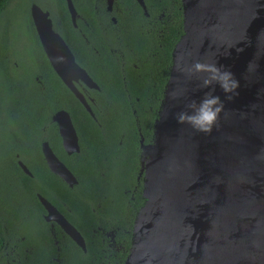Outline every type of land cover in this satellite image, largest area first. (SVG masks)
I'll list each match as a JSON object with an SVG mask.
<instances>
[{
    "label": "water",
    "instance_id": "water-1",
    "mask_svg": "<svg viewBox=\"0 0 264 264\" xmlns=\"http://www.w3.org/2000/svg\"><path fill=\"white\" fill-rule=\"evenodd\" d=\"M136 2L143 7L142 0ZM181 7L183 35L171 53L153 139L148 145L139 139L144 204L123 264H264V0H181ZM29 16L51 69L90 113L73 83L96 86L52 31L47 13L31 6ZM198 60L223 65L240 82L231 100L214 85L224 111L211 134L174 118L210 91L200 87L201 74L189 77L179 70ZM52 120L64 151L77 153L69 115L60 110ZM41 152L52 174L68 187L76 184L46 144ZM17 165L31 176L20 161ZM38 200L45 221H53L84 252L76 229L44 198Z\"/></svg>",
    "mask_w": 264,
    "mask_h": 264
},
{
    "label": "trees",
    "instance_id": "trees-1",
    "mask_svg": "<svg viewBox=\"0 0 264 264\" xmlns=\"http://www.w3.org/2000/svg\"><path fill=\"white\" fill-rule=\"evenodd\" d=\"M13 1L0 0V52L3 55L7 54L6 33L9 28L6 25L8 21L3 19ZM143 2L149 13L162 14L161 20H157L152 28L154 37L147 39L144 33L138 32L147 26L144 24L146 19L138 16L136 3L122 0L132 14V24L121 48L124 52L122 67L109 51L110 40L101 37L99 56L89 58L80 47L77 48L74 38L70 43L65 34L62 35L74 53L75 60L99 85L101 100L129 99L132 102L131 106L127 103L102 104L98 112L91 108L95 117H98L99 126L61 84L37 45V57L43 63L53 88L61 89L65 94V103L61 108L68 113L78 136L80 150L72 154L73 161L67 164L76 184L72 187L63 184L47 171L41 161L33 165V155L28 146L30 120L26 121L28 124L23 131L12 129L2 133L0 212L3 220L0 219V264H4L5 260L9 264L124 263L130 249L133 221L144 204L138 190L131 191L139 139L142 138L144 145L153 139V122L163 98L171 53L183 35L181 0ZM60 17L66 26L68 22L64 7ZM158 30H161L159 37ZM1 83L2 114L8 120L14 118L18 124L21 121L18 105L23 103L29 115V101L23 97L16 83ZM11 137L17 141L9 143ZM14 154L31 176L24 174L16 165ZM49 183L65 204L66 208L61 213L82 237L84 252L56 225L35 221L36 214L42 209L38 205L35 214L34 192L47 197L46 185ZM3 221L5 228L2 226ZM91 229L96 231L92 232Z\"/></svg>",
    "mask_w": 264,
    "mask_h": 264
},
{
    "label": "flooded vegetation",
    "instance_id": "flooded-vegetation-1",
    "mask_svg": "<svg viewBox=\"0 0 264 264\" xmlns=\"http://www.w3.org/2000/svg\"><path fill=\"white\" fill-rule=\"evenodd\" d=\"M133 1L136 3L138 7V10H139L138 16H142L143 18H145L146 22L144 24L147 26V28L149 27L148 29L146 28L143 31L139 30L138 32L144 33L147 39H152L154 37L152 28L155 25L157 20L158 21L161 20L162 14L154 15L153 13H149L143 0H142L143 7H141L136 2V0H133ZM41 2L42 3L39 4L33 1L30 4L29 8L31 6H37L42 12L47 13L48 19L50 20V23H51L52 31L57 33L61 37V39L66 44L69 51L71 52L75 63L82 70L85 71L87 76L91 79V81L96 86V88H88L81 81H77L73 83L74 87L82 95L91 114L88 113L78 101L77 102L80 104L83 110L88 114L90 119L97 126H99L98 117H95L91 108L96 109V111L98 112V107L102 104L127 103L129 106H131L132 102L129 99L113 100V101L112 100H101L99 85L95 82V80L89 74V72H87V70L75 60L74 53L72 52L71 48L68 46V43L62 37V35L65 34V36L68 38L67 41L70 43L72 41V38H74L77 41V48L80 47L84 55L89 56V58L99 56L98 49L101 48L100 46L101 37H103L105 40H108V41L110 40L111 45L109 46V51L111 52L112 56L115 57L114 59L118 62L119 66L122 67L123 61H124V52L121 48H122L123 42L125 41V36H127V34L129 33V26L132 24V18H131L132 14L130 13L131 10H129V7L124 6L122 3V0H69L72 6V9L74 10V16H73V19H71V16L67 8L66 0H41ZM62 7H64L66 14H67L68 24L66 26L63 25V23L61 22L62 20L60 17V12H62ZM6 25H7V28L8 26H10L9 24H6ZM33 31H34V28H33ZM159 36H161V30L157 31V37ZM36 40H37V37H36ZM37 43L39 45L38 40H37ZM43 56H44V53H43ZM45 60L48 63L46 58ZM33 62L34 63L32 65L30 64V66L24 67L18 54L10 56L9 54L3 55L0 52V68H1L0 87L2 85L1 82L3 81L5 83H8L9 81L14 82L16 83V86L19 88V90H21V92L23 93L22 94L23 97L29 101L31 131H30V139H29L28 146L30 148L31 154L33 155V165L35 166L36 164H39V161H41L43 162L47 171L51 175H54L48 170L46 163L44 162L42 152H41L42 145L46 144L49 150L51 151V153L54 155V157L67 170H68L67 164L73 161L72 154H76V153L67 154L64 151L60 136L58 134L57 125L52 120L56 112L60 110L65 111L61 108L63 104L65 103V94L63 90L61 89L55 90L53 88L52 81H49L46 70L43 67V63L37 57V54ZM2 104H3L2 101H0V136L2 135L4 131L7 133L8 130H12L13 128H11V126H13L15 123L14 118H11L10 120H8L6 115L2 114L4 112V106ZM133 113L134 112L132 111V114ZM70 122L75 131L76 138H77V145H78V136H77L75 127L71 119H70ZM151 142L152 140H150L149 143L147 142V144L145 145H148ZM78 149L80 150L79 145H78ZM14 157L16 159L15 163L17 165V162L19 160H17L16 154H14ZM140 160H141V151H140V147L138 143V151L135 155L136 173H135V178H134V185L132 186L131 191L134 192L135 190H138L140 197L143 198L142 197V187H143V182H144V178H143L144 173L143 171L140 172ZM56 177L63 184H65L58 176ZM35 183H36V180H34V190H35ZM46 195L47 197H42L37 192H34L35 201L33 203V208H34L35 214L37 213L36 209L38 205L42 209V212H40L38 215L36 214V217L34 219L38 223L43 222L44 224H48L50 226L56 225L53 221H45L44 217L46 215V211L40 204L38 200V196H41L42 198H44L63 217L64 215L61 213V210L65 209L66 207L63 201L61 200V198L57 195V193L53 189V186L51 183L46 185ZM0 219L3 220V215L1 212H0ZM64 219L66 218L64 217ZM2 224H3L2 225L3 228H5L4 221ZM91 231L95 232L96 229H91ZM3 263L9 264V261L5 260Z\"/></svg>",
    "mask_w": 264,
    "mask_h": 264
},
{
    "label": "clouds",
    "instance_id": "clouds-1",
    "mask_svg": "<svg viewBox=\"0 0 264 264\" xmlns=\"http://www.w3.org/2000/svg\"><path fill=\"white\" fill-rule=\"evenodd\" d=\"M242 51V49H237ZM186 73L189 77L199 75L202 81L201 88L210 89L204 93L199 103L192 100L186 104V109L174 114V118L178 124H188L197 133L211 134L213 128L224 111V103L218 95H214V85H219L226 94L228 100L233 99L234 95H238L237 89L240 87L239 80L235 75L225 68L223 65L218 66L217 63H208L196 61L190 67L179 69ZM172 99H176L175 93H170ZM166 118V115H165Z\"/></svg>",
    "mask_w": 264,
    "mask_h": 264
},
{
    "label": "rangeland",
    "instance_id": "rangeland-1",
    "mask_svg": "<svg viewBox=\"0 0 264 264\" xmlns=\"http://www.w3.org/2000/svg\"><path fill=\"white\" fill-rule=\"evenodd\" d=\"M33 1L39 4L42 3L41 0H14L4 16L6 18L3 19L7 20L10 25L8 32L6 30L8 38L6 52L10 56L15 55V53L18 54L24 67H28L34 63L33 60L35 59L38 45L29 16V6ZM18 109L20 110L21 121L18 124L16 122V127L11 126V128L23 131L24 127L28 124L26 121L29 122L30 120V114L28 115V110L23 103L18 105ZM4 134L6 135V133ZM15 141L17 140L11 137L9 143H14Z\"/></svg>",
    "mask_w": 264,
    "mask_h": 264
}]
</instances>
